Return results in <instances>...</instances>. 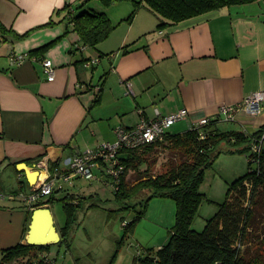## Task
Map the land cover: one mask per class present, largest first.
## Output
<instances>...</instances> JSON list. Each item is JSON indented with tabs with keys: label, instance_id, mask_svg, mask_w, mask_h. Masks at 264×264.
Returning a JSON list of instances; mask_svg holds the SVG:
<instances>
[{
	"label": "crops",
	"instance_id": "crops-1",
	"mask_svg": "<svg viewBox=\"0 0 264 264\" xmlns=\"http://www.w3.org/2000/svg\"><path fill=\"white\" fill-rule=\"evenodd\" d=\"M134 1L140 0H0L5 28L0 33V257L2 250L26 243L32 213L19 194L30 192L39 171L64 169L69 157L114 142L118 127L151 120L155 109L163 116L188 111L186 120L171 127L173 134L188 131L204 117L215 120L222 132L251 135L264 127V104L256 117L241 111L234 122H226L217 115L221 105L239 104L264 90V0L163 29L144 6L127 22ZM67 4L77 14L105 13L115 29L96 46L77 49L79 38L63 20ZM14 55L26 59L12 64ZM46 59L54 66L53 81L43 70ZM94 60L95 65L86 66ZM230 149L227 145L224 159L215 161L225 193L227 183L246 172V157ZM229 161L228 168L219 165ZM20 164L28 170L23 172ZM65 186L79 191L71 200L78 204L82 188L74 181L57 182L49 199L69 191ZM201 192L213 202L225 199L213 190ZM48 200L59 231L66 222L56 221ZM203 204L198 213L213 216L217 207L202 211Z\"/></svg>",
	"mask_w": 264,
	"mask_h": 264
},
{
	"label": "trees",
	"instance_id": "trees-1",
	"mask_svg": "<svg viewBox=\"0 0 264 264\" xmlns=\"http://www.w3.org/2000/svg\"><path fill=\"white\" fill-rule=\"evenodd\" d=\"M104 1L109 4L113 0ZM259 1L140 0L134 1V9L126 20L131 22L138 9L144 6L158 18L157 28L163 29L223 8ZM63 12V20H67L79 38L77 49L87 45L96 46L115 29L105 13L86 11L77 14V10L68 4ZM4 31L5 28L0 23V33ZM42 49L44 47L37 50ZM200 130L205 133V139H199ZM263 132L264 127L251 135L234 131L222 132L215 127V120L212 119L201 129H189L178 134L168 132L163 141L126 153L127 156L122 159L125 169L121 184L114 192L115 201L122 203L125 210L135 208L130 201H138L141 207L135 221L145 215L152 199L166 198L175 203L174 225L167 242L155 254L147 252L141 257L136 255L133 264H264V236L259 243L252 239L257 219L260 218L264 224L263 144L260 153L253 154L251 151L252 143ZM221 143H227L231 147L228 153L247 158V170L242 176L227 183L225 199L217 203L200 191V185L205 171L213 166L222 152L217 150ZM161 147L174 155L173 162L171 159L165 171L153 174L149 160L155 150ZM143 165L145 168L141 169ZM130 171H138L132 184L126 180ZM73 197L74 195H68L60 200L67 220L65 226L58 231L61 236L58 245L65 244L67 249L70 248L66 231L75 220L73 209L81 204L80 201L74 204L71 201ZM67 199L71 203L66 202ZM52 201L49 199L48 203ZM205 202L214 203L217 210L205 220L203 230L198 232L193 230L192 223ZM131 225L132 223H128L123 228L128 229ZM51 246L19 243L1 251L0 264H30L39 254L49 252Z\"/></svg>",
	"mask_w": 264,
	"mask_h": 264
},
{
	"label": "rangeland",
	"instance_id": "rangeland-1",
	"mask_svg": "<svg viewBox=\"0 0 264 264\" xmlns=\"http://www.w3.org/2000/svg\"><path fill=\"white\" fill-rule=\"evenodd\" d=\"M227 145V143H221L218 146L217 150L222 152L215 161L224 159L223 149ZM173 156L163 147L155 150L149 160L152 164L151 172L157 174L165 171ZM215 164L216 162L205 171L200 191L210 192L213 190L222 201L225 196V179L217 174L218 170L215 168ZM231 164L232 162L229 161V163L223 162L219 165L228 168L227 166H232ZM245 164L247 170L246 158ZM61 166L64 164L62 163ZM144 168L145 165L141 167V169ZM137 176L138 171H130L126 180L132 184ZM215 178L218 180L215 181ZM74 183L82 188V196L79 198L81 205L73 209L75 220L70 223L66 231L70 249H67L65 244L60 246L54 244L49 249L56 259V264H133L136 255L141 257L147 252L155 254L159 247L167 242L175 217V203L172 200L152 199L147 206L145 215L135 221V216L141 207L138 201H130V204H134L135 208L125 210L122 203L119 204L115 201V191L108 183H96L91 186L83 179H76ZM69 187L65 186V188ZM69 191H63L62 195L61 191L54 193V200L50 203L56 221L60 224L66 222L67 215L63 203L59 200L68 194H79V191L74 188H69ZM48 199L49 197L46 198V200ZM66 202L71 203L69 199ZM202 207V211H204L206 208H216V205L205 202ZM210 216L212 215L200 210L193 220V230L202 231L205 220ZM128 223H132V225L128 229H124L123 227ZM263 236L264 224L259 218L252 239H256V243H259ZM11 264H15V262Z\"/></svg>",
	"mask_w": 264,
	"mask_h": 264
},
{
	"label": "built area",
	"instance_id": "built-area-1",
	"mask_svg": "<svg viewBox=\"0 0 264 264\" xmlns=\"http://www.w3.org/2000/svg\"><path fill=\"white\" fill-rule=\"evenodd\" d=\"M11 58L12 64H21L25 61L24 55H14ZM96 60L88 61L87 67L95 65ZM43 70L48 76L49 81H53L54 66L52 61L46 59L42 62ZM129 93H131L130 84H128ZM97 90L98 87H97ZM264 104V90L256 91L247 96L241 103L223 104L218 109V117L226 122H234L238 113L243 111L249 116H258ZM189 113L186 109L179 110L176 113L163 116L160 112L154 110V118L151 120L141 119L133 128H116V140L114 142L104 141L93 148H87L81 153L69 157L64 163V169L55 168L51 172L48 168L39 175L29 193L19 194L20 200L25 204L30 213L34 210L43 208L47 197L51 196L55 190L56 183L71 184L76 179L86 180L89 184L108 183L113 191L119 189L121 176L124 173L125 166L122 156L126 153L140 150L141 147L156 142L163 141L171 127L183 120H186ZM212 120L204 117L197 123L190 126V129H201L208 125ZM205 133L199 131V139H205ZM258 141V142H257ZM253 142L251 151L253 154L260 153L264 142V132L260 138ZM30 264H56V259L51 252L39 254Z\"/></svg>",
	"mask_w": 264,
	"mask_h": 264
},
{
	"label": "water",
	"instance_id": "water-1",
	"mask_svg": "<svg viewBox=\"0 0 264 264\" xmlns=\"http://www.w3.org/2000/svg\"><path fill=\"white\" fill-rule=\"evenodd\" d=\"M127 155H123V159ZM23 172L28 170L24 164L17 165ZM32 183V180L29 181ZM33 185V184H32ZM61 236L55 225L53 214L46 205L32 212L26 243L32 246H47L58 244Z\"/></svg>",
	"mask_w": 264,
	"mask_h": 264
},
{
	"label": "bare ground",
	"instance_id": "bare-ground-1",
	"mask_svg": "<svg viewBox=\"0 0 264 264\" xmlns=\"http://www.w3.org/2000/svg\"><path fill=\"white\" fill-rule=\"evenodd\" d=\"M35 176V175H34ZM31 178H32V182H33V176H31Z\"/></svg>",
	"mask_w": 264,
	"mask_h": 264
}]
</instances>
